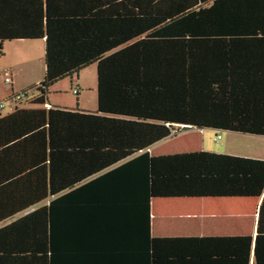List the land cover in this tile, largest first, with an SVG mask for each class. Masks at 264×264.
<instances>
[{
	"label": "trees",
	"instance_id": "1",
	"mask_svg": "<svg viewBox=\"0 0 264 264\" xmlns=\"http://www.w3.org/2000/svg\"><path fill=\"white\" fill-rule=\"evenodd\" d=\"M18 40H44L45 78L1 102L0 264H264V160L149 152L264 137V0H0ZM95 64V112L46 108ZM262 196L255 236H152L154 199Z\"/></svg>",
	"mask_w": 264,
	"mask_h": 264
},
{
	"label": "crops",
	"instance_id": "2",
	"mask_svg": "<svg viewBox=\"0 0 264 264\" xmlns=\"http://www.w3.org/2000/svg\"><path fill=\"white\" fill-rule=\"evenodd\" d=\"M42 42V47L44 48V64H45V42L44 40H39ZM16 42H35L29 40H18L12 41ZM11 42V43H12ZM8 43V42H7ZM10 50H14L16 53L15 58L11 59L8 66L4 69L3 75L6 70L11 71L12 84H6V88L0 91V103L4 102L13 94H18L21 91L29 88L32 85L38 84L45 78V65L38 68H32L30 63L33 62V58L25 56L22 51H34L40 49L41 47L35 46H24V45H11ZM84 71V70H83ZM81 71L78 75H74L72 78H67L68 87H57L58 93H63L69 91V85H71V90L75 86L79 89V95L73 92L76 96L77 101L80 102L78 107L75 108L74 101L73 104L69 106H64L60 102L54 99H49V103L46 108L50 107H60L67 108L71 110H82L95 112L93 108V100L95 96H90L89 91L97 90L96 85L93 84L92 88L87 86L86 73ZM97 73V72H96ZM92 74H94L92 72ZM2 75V77H3ZM91 76V73L89 74ZM55 87V86H54ZM54 87L52 91L54 90ZM52 94V93H51ZM50 94V95H51ZM50 97V96H49ZM92 99V104L90 100ZM98 100V92H97ZM91 104V106H90ZM5 108L10 107L9 104H5ZM95 107V106H94ZM213 131L211 129H203ZM198 135H193L192 133ZM200 129H191L182 132L188 133L190 135L183 136L182 138H190L191 140L185 141L181 140L179 143H185L187 146L194 145L196 143V137L200 136L201 146L198 151H209L218 154H227L233 156H240L252 159L264 160V152H251V146L254 145L247 141H239L236 138L237 133L225 132L226 134H216L209 139V143L206 144V136L201 133ZM181 133V134H182ZM230 133V134H228ZM180 135V134H179ZM177 135V136H179ZM218 135L221 139H217ZM177 136L171 138H178ZM170 139V138H169ZM168 140V139H166ZM164 140V141H166ZM222 141L221 147L214 144V141ZM162 141V142H164ZM159 142L149 149V152L154 157L165 156L154 153L155 146L162 143ZM245 143V144H244ZM214 144V145H213ZM244 144V145H243ZM243 145V146H239ZM263 149V148H261ZM173 155V154H170ZM262 197L259 198H176V199H154L151 204V214H152V224L151 233L153 237L157 238H172V237H203V236H243V235H228L219 234L225 228L229 229H239L245 224L251 226V230L254 233V229L257 231L259 207L262 201ZM257 219V222H256ZM256 223V228H255ZM215 233L213 235H208L206 233ZM228 233V232H227ZM256 233V232H255ZM249 235V234H248Z\"/></svg>",
	"mask_w": 264,
	"mask_h": 264
},
{
	"label": "rangeland",
	"instance_id": "3",
	"mask_svg": "<svg viewBox=\"0 0 264 264\" xmlns=\"http://www.w3.org/2000/svg\"><path fill=\"white\" fill-rule=\"evenodd\" d=\"M11 45H24V46H35V47H41L40 49H36L34 51H22V54L25 56L30 57L29 59L33 58V62L30 63L32 68H38V67H42L44 64V48L42 47V42L41 41H35L33 43L31 42H8L5 44H1L0 43V91L3 90V88H6V84L4 83V75H3V71L4 69L8 66V63L11 61V59L15 58L16 53L14 50H10L9 47ZM92 72L94 74H92ZM97 66L95 65H91L89 67H87L86 69H84V71L82 73H86L87 78L89 79V81L87 80L86 84L89 88L93 87V84L96 85L97 87ZM91 73V76L89 75ZM3 75V77H2ZM68 79H62L60 80L54 87V90L52 91V94L50 95L49 99H54L57 100L58 102H60L62 105L64 106H69L71 104L74 103L75 108L78 107L79 103L77 101L76 96L73 94V91L71 90V85H69V91H67L66 93H58L57 92V87H59V85H61V87H68V83H67ZM90 96H95L94 100H93V108H95L94 110H97L98 107V100H97V90L95 89L94 91H89ZM7 100V99H6ZM5 100V101H6ZM90 103L92 104V99L90 100ZM90 104V106H91ZM95 106V107H94ZM196 133H200V132H193V135H198ZM201 133H204V135L206 136V144H208L210 141L209 139L211 137H213V135H216L213 131L210 130H202ZM219 134H226L225 132H220ZM230 134V133H228ZM186 135H190L188 133H182L179 136H177L178 138H170L160 144H158L157 146H155L154 149V153L155 154H159V155H170V154H182V153H189V152H198V150H200V146H201V138L200 136L196 137V143L193 145H189L187 146L185 143L180 144L179 142L181 140H185V141H189L191 140L190 138H182L183 136ZM236 135L237 139H240L239 141H247L249 143H253L254 145H260V146H251L250 147V151L251 152H264V137H258V136H252V135H246V134H234ZM215 145H218L221 147V145L223 144L222 141H214ZM213 144V145H214ZM245 144V143H244ZM243 144V145H244ZM243 145H239V146H243ZM263 148V149H261ZM257 222V219H256ZM255 228H256V223H255ZM221 232L223 233H219V234H230V235H251V236H255V232L256 229H254V233L251 230V226L248 224H245L243 227H240L239 229H233L230 228L229 231L227 228H225L224 230H222ZM228 232V233H227ZM208 235H213L215 233H212L211 231H209V233H206Z\"/></svg>",
	"mask_w": 264,
	"mask_h": 264
},
{
	"label": "built area",
	"instance_id": "4",
	"mask_svg": "<svg viewBox=\"0 0 264 264\" xmlns=\"http://www.w3.org/2000/svg\"><path fill=\"white\" fill-rule=\"evenodd\" d=\"M4 77H5L4 78L5 83L8 84V85H11L12 84V77H11V71L10 70H6L5 71ZM4 107H5V103H0V109H2ZM217 139H221V136L218 135Z\"/></svg>",
	"mask_w": 264,
	"mask_h": 264
}]
</instances>
